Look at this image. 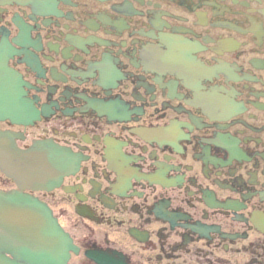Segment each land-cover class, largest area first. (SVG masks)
Segmentation results:
<instances>
[{"label":"flooded vegetation","instance_id":"af4514ba","mask_svg":"<svg viewBox=\"0 0 264 264\" xmlns=\"http://www.w3.org/2000/svg\"><path fill=\"white\" fill-rule=\"evenodd\" d=\"M0 87L67 264H264V0H0Z\"/></svg>","mask_w":264,"mask_h":264},{"label":"water","instance_id":"95a60500","mask_svg":"<svg viewBox=\"0 0 264 264\" xmlns=\"http://www.w3.org/2000/svg\"><path fill=\"white\" fill-rule=\"evenodd\" d=\"M68 157L46 143L18 150L0 134V172L19 189L54 187L73 167ZM70 251L76 249L45 204L18 190H0V264H66Z\"/></svg>","mask_w":264,"mask_h":264}]
</instances>
